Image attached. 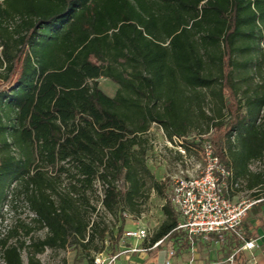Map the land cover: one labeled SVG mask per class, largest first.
<instances>
[{
    "label": "trees",
    "instance_id": "trees-1",
    "mask_svg": "<svg viewBox=\"0 0 264 264\" xmlns=\"http://www.w3.org/2000/svg\"><path fill=\"white\" fill-rule=\"evenodd\" d=\"M200 123L199 143L212 132L219 162L264 197V0H0V216L19 201L33 215L0 241L4 264L69 246L94 264L88 252L118 251L124 214L139 217L151 191L163 219L144 246L186 244L147 134L188 148Z\"/></svg>",
    "mask_w": 264,
    "mask_h": 264
},
{
    "label": "built area",
    "instance_id": "built-area-1",
    "mask_svg": "<svg viewBox=\"0 0 264 264\" xmlns=\"http://www.w3.org/2000/svg\"><path fill=\"white\" fill-rule=\"evenodd\" d=\"M202 152L203 167L197 176L172 179L169 200L180 218L174 231L190 248H193L197 242H210L213 237H216L220 243L230 238L238 241L241 244L239 251L253 248L252 242H244L241 227L248 211L262 198L231 202L227 194L239 188L238 181L234 179L232 171L219 162L209 142L203 144ZM4 207L6 208V205ZM2 214L1 210L0 230L3 231L7 221L3 219ZM126 216L124 214V217ZM149 237L144 225L125 228L119 241V252L112 255L98 253L94 264H113L120 253L145 252L162 247L167 258L163 264H170L168 258L174 255L180 243L175 244L167 235L151 246H143ZM233 257L234 255L230 256L229 260L232 261ZM0 261L4 264L2 251H0Z\"/></svg>",
    "mask_w": 264,
    "mask_h": 264
},
{
    "label": "rangeland",
    "instance_id": "rangeland-1",
    "mask_svg": "<svg viewBox=\"0 0 264 264\" xmlns=\"http://www.w3.org/2000/svg\"><path fill=\"white\" fill-rule=\"evenodd\" d=\"M99 87L108 96H113L117 86L106 79H99ZM208 107V106H207ZM206 129L205 123H200V128L188 134V137L184 141L188 148L180 146V142L174 139V142H169L164 137L163 131L157 126L152 125L147 137L149 139L150 150L147 153V166L155 179L165 184L164 195L168 199L172 188L173 180L176 177H194L197 176L203 167V144L199 143L202 139L198 133H202ZM212 132L203 136L206 139L205 142H209ZM198 144V145H195ZM261 163L254 162L251 165L252 170L261 168ZM240 188L239 190H241ZM244 200V196L243 199ZM240 200V201H242ZM232 202V201H231ZM165 203V200L153 191L150 192L149 198L141 206V214L139 217L127 215L125 217V227L123 230L133 228L138 225H144L149 235L155 231L163 219L161 213V207ZM235 203V202H234ZM100 212V208L98 204ZM2 217L6 219V227L2 231L0 230V236L4 239L9 231L18 221H24L27 224H31L30 220L33 215L27 209V206L22 201L17 203L16 209H11L10 205L6 203V208H2ZM104 225L107 226L109 232L115 233L118 227V223L115 222L109 216L103 217ZM8 227V228H7ZM45 236V231H34L29 237H25L22 232H19L17 238H12L8 243H16L17 241H25L29 243L30 240L42 239ZM104 246L109 249L111 241L108 236H105ZM99 244V243H98ZM0 251L2 247L0 245ZM109 252V251H108ZM90 257L95 259L96 252L89 251ZM87 254V255H88ZM26 252H21V259L23 264H26ZM37 258L42 264H87V256L84 251L75 249L73 246H69L63 250H51L45 249L44 252L37 255ZM0 264H3L0 261Z\"/></svg>",
    "mask_w": 264,
    "mask_h": 264
},
{
    "label": "crops",
    "instance_id": "crops-1",
    "mask_svg": "<svg viewBox=\"0 0 264 264\" xmlns=\"http://www.w3.org/2000/svg\"><path fill=\"white\" fill-rule=\"evenodd\" d=\"M236 181L239 183V188L227 194L229 200L239 202L243 196L244 200L252 199L253 190L244 188V181L240 179ZM240 188L242 189L239 190ZM260 198L262 200L248 211L241 227L244 242H252L253 248L239 251L241 244L231 238L220 243L216 237H213L210 242H197L193 248L181 243L174 255L168 258L170 264H264V197ZM119 249L113 254L119 252ZM232 255L234 257L230 261ZM166 259L162 247L145 252L120 253L113 264H163Z\"/></svg>",
    "mask_w": 264,
    "mask_h": 264
}]
</instances>
